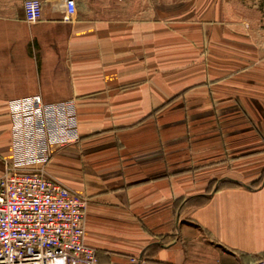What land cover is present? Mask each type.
Instances as JSON below:
<instances>
[{"label": "crops", "instance_id": "obj_1", "mask_svg": "<svg viewBox=\"0 0 264 264\" xmlns=\"http://www.w3.org/2000/svg\"><path fill=\"white\" fill-rule=\"evenodd\" d=\"M0 0V175L10 102L72 101L44 170L87 199L96 264L264 258V0ZM82 264V263H71Z\"/></svg>", "mask_w": 264, "mask_h": 264}, {"label": "built area", "instance_id": "obj_2", "mask_svg": "<svg viewBox=\"0 0 264 264\" xmlns=\"http://www.w3.org/2000/svg\"><path fill=\"white\" fill-rule=\"evenodd\" d=\"M25 20L40 19L38 0L23 3ZM63 20L75 14L64 0ZM12 160L0 175V264H96L85 243L87 199L45 174L56 149L79 140L72 101L52 104L40 96L10 102ZM130 264H144L131 258ZM251 264H264V258Z\"/></svg>", "mask_w": 264, "mask_h": 264}]
</instances>
